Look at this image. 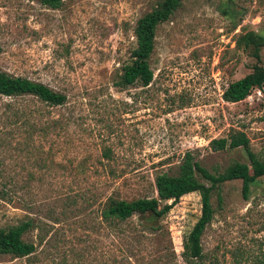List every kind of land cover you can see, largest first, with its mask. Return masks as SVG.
<instances>
[{
    "label": "rangeland",
    "instance_id": "374dc122",
    "mask_svg": "<svg viewBox=\"0 0 264 264\" xmlns=\"http://www.w3.org/2000/svg\"><path fill=\"white\" fill-rule=\"evenodd\" d=\"M154 3L0 0V71L66 96L49 105L0 94V228L31 219L23 239L35 245L25 257L0 253V264H264V176L246 198L239 179L221 185L220 200L212 195L202 259L187 251L197 192L155 222L144 212L114 224L100 215L109 195L156 196V175L176 174L187 151L211 172L249 163L242 147L208 146L232 130L264 159V86L239 102L222 98L264 66V46L257 62L236 43L248 31L264 36V0H183L156 29L152 81L116 86L135 23Z\"/></svg>",
    "mask_w": 264,
    "mask_h": 264
},
{
    "label": "trees",
    "instance_id": "16d2710c",
    "mask_svg": "<svg viewBox=\"0 0 264 264\" xmlns=\"http://www.w3.org/2000/svg\"><path fill=\"white\" fill-rule=\"evenodd\" d=\"M49 8H58L63 0H39ZM183 0H155L152 8L139 17L134 26L135 47L131 50V61L120 66L115 85L127 87L137 82L147 86L153 79L150 56L154 50L155 33L159 24L168 20ZM237 45L251 47L252 56L258 62L259 51L264 46V36L248 31L237 39ZM264 86V66L255 63L251 71L231 81L223 90L222 98L227 102H239L251 94L255 88ZM0 94L4 96L32 95L49 105H61L66 96L47 84L23 76H15L0 71ZM208 146L213 151L242 147L249 163L232 162L221 171L211 172L187 151L179 164L176 174L159 173L155 177L154 197L124 199L109 195L100 211L102 219L109 223H121L135 212H144L149 222L158 221L169 212L173 205L185 194L197 192L200 196L201 211L192 226L187 239V251L190 256L202 259L201 237L213 218L214 208L211 198L216 194L221 199V185L227 181L239 179L242 182L241 193L247 197L250 185L258 177L264 176V159L259 158L250 147V140L242 130H232L226 136L212 138ZM105 157L111 158L109 150ZM32 227V220L26 219L8 227L0 228V253L13 257H25L35 250L32 242L23 239ZM152 229L153 228L152 226Z\"/></svg>",
    "mask_w": 264,
    "mask_h": 264
}]
</instances>
